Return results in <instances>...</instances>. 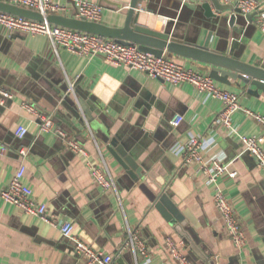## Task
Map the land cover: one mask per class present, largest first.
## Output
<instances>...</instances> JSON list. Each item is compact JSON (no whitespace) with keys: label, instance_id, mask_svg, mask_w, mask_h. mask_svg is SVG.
Here are the masks:
<instances>
[{"label":"crops","instance_id":"1","mask_svg":"<svg viewBox=\"0 0 264 264\" xmlns=\"http://www.w3.org/2000/svg\"><path fill=\"white\" fill-rule=\"evenodd\" d=\"M104 9L102 24L124 26L131 0H87ZM77 18L72 0H54ZM210 0H140L135 24L169 31L179 41L198 45L256 67H264V34L243 15L230 27L223 15L206 13ZM185 69L210 76L211 66L166 53ZM217 84L240 96L233 115L238 134L260 137L263 129L248 114L264 115V93L240 81ZM0 86L12 100H0V264H88L65 239L60 228L27 215L1 198L17 168L26 165L25 184L33 198L48 207V216L72 222L76 235L93 249L114 257L115 264H177L166 239L183 242L188 264H264V171L245 151L237 135L215 121L220 101L192 85H174L147 74L108 64L104 57H81L48 38L9 32L0 27ZM73 91H69V87ZM27 102L85 147L89 158L72 152L65 139L42 133L38 117L23 108ZM183 117L179 126L171 121ZM28 133L19 139L16 131ZM212 137L206 160L222 161L219 184L233 204L247 244L235 248L213 201L214 186L197 164H185L174 149L191 136ZM118 141L138 164L141 177L125 170L111 142ZM264 149V138L260 141ZM6 148L3 152L2 149ZM21 150L27 152L22 158ZM24 159V160H23ZM110 168L116 190L103 191L87 162ZM212 168V167H211ZM135 175V176H134ZM166 193L184 214L201 256L195 253L155 206ZM139 233L147 255L126 247L128 233Z\"/></svg>","mask_w":264,"mask_h":264},{"label":"built area","instance_id":"2","mask_svg":"<svg viewBox=\"0 0 264 264\" xmlns=\"http://www.w3.org/2000/svg\"><path fill=\"white\" fill-rule=\"evenodd\" d=\"M77 11V18L89 22L101 23L104 9L101 5L87 0H72ZM25 9L42 13L43 15H65L67 9L55 3L54 0H0ZM222 4L234 5L240 9L244 17L255 15V24L264 34V0H220ZM0 27L9 32H19L33 37L44 36L49 39L53 48L63 47L69 53L81 57H94L101 55L105 61L116 67H126L138 71L154 79L179 85L182 83L192 85L197 91L208 98L216 99L223 105V109L216 119V123L238 136L245 151L257 162L258 167L264 171V149L260 146V137H245L238 134L233 127L232 117L241 110L240 96L236 93L221 88L210 76L185 69L171 59L157 58L152 54L142 52L137 45H124L114 40L101 36L79 32L69 28L54 26L47 22H38L24 17L14 16L0 12ZM73 91V87H69ZM12 91L0 86V100H12ZM23 108L36 115L40 120L42 133H52L58 138L65 139L68 148L77 155L89 158V153L84 146L77 141L68 139L64 130L58 127L51 117L39 114L33 105L24 102ZM247 114L261 126L264 131V115L247 111ZM183 121V117L176 116L171 125L177 127ZM28 133L27 128L19 127L16 136L19 139ZM215 143L212 137L191 136L184 143L179 144L174 152L183 156L185 164H197L200 171L207 175L214 186L213 201L225 223L226 231L235 248L242 250L247 244V236L242 229L239 218L231 201L226 197L219 184V178L225 172L226 166L222 161L214 158L206 160L204 152ZM3 152L6 148L2 149ZM22 158L27 157V152L21 150ZM24 160V159H23ZM94 182L103 190H116V183L108 165L103 160L100 163L87 162ZM212 167V168H211ZM24 162L17 168L10 185L1 191V198L5 203L14 205L27 215L40 217L52 225L60 228L62 236L75 245L76 253L84 257L88 264H115L114 257L102 251L93 249L89 244L81 240L75 233V225L72 222L58 224L48 216V207L33 198V191L24 182L26 175ZM166 245L171 257L177 264H188L183 254V242H176L172 238L166 239ZM126 247L131 248L135 254L147 255V247L139 233L129 232Z\"/></svg>","mask_w":264,"mask_h":264},{"label":"water","instance_id":"3","mask_svg":"<svg viewBox=\"0 0 264 264\" xmlns=\"http://www.w3.org/2000/svg\"><path fill=\"white\" fill-rule=\"evenodd\" d=\"M210 1L212 6L209 5L205 8L207 15L214 16L212 9L219 15L230 11V15L224 16V21L230 27H235L238 20L242 17L240 9L232 4H222L220 0ZM139 2L140 0H131L125 24L121 28H112L102 23L68 18L62 15L45 16L40 12L5 2H0V12L101 36L124 45H137L142 52L152 54L157 58L164 57L168 53L173 56L197 61L212 67L210 77L216 82L229 85L228 79H232L240 81L245 86H255L258 92L252 91V93L259 94L260 91L264 93V67L241 63V61L227 54L210 51L208 48L198 45L195 41H179L169 31L158 32L135 24L136 10ZM254 17L255 15L252 14L245 18L249 22H253ZM111 145L119 164L127 171L132 170L136 172L138 178L141 177L138 164L127 154L126 149L122 145H119L117 140L111 142ZM155 206L171 223L178 235L186 240L195 253L201 256V250L198 248L191 233L186 229L188 221H186L184 214L179 211L177 205L172 202L169 196L164 192L159 194Z\"/></svg>","mask_w":264,"mask_h":264}]
</instances>
